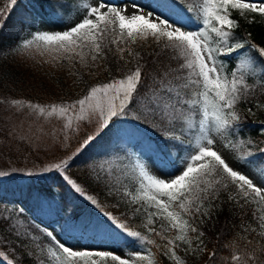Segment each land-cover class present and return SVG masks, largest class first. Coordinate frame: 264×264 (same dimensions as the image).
<instances>
[{
    "label": "snow or ice",
    "instance_id": "obj_1",
    "mask_svg": "<svg viewBox=\"0 0 264 264\" xmlns=\"http://www.w3.org/2000/svg\"><path fill=\"white\" fill-rule=\"evenodd\" d=\"M17 3L18 0H0V29ZM158 7L177 19H170L163 13L157 15L155 10L144 11L138 6H133L129 12L104 0H97L95 4L81 0L79 8L84 12L77 23L63 31L35 30L30 33V38L18 45L17 50L29 55L48 56L52 61L77 59L82 66L89 67V60L95 63L107 59V52L112 51L111 45H116L119 58L125 60V64L129 63L124 55L127 52L136 61L135 66L127 69L122 77L90 86L85 95L73 102L42 105L12 99L8 104L17 112L27 109L29 116L62 121L59 131L64 146H68L74 135L81 133L84 124L91 126L72 154L41 171L64 173L65 181L75 192L100 208L120 234L131 238L132 242L140 241L159 248L155 239L133 230L126 220L112 212L104 211L95 196L88 194L80 183L66 174L76 155L117 127L120 118H125L128 123L117 128L119 146L114 153L106 154L95 164V178L105 183L110 195L119 196L129 205H138L133 214L143 210L146 214L144 227L148 233L166 240L163 254L175 264H186L177 255V242L187 245L185 251L193 254L206 250L202 239L205 233L197 221L203 224L204 217L211 219L213 201L219 199L221 191L230 187L235 188L236 193H230L229 200L239 204L243 199L245 203L261 206L257 219L259 236L264 238V182L258 185L233 166L246 161L252 153L245 141L235 143L231 139L241 119L237 105L244 100L250 87L247 81L252 77L264 81V46L246 39L233 42L234 30L239 24L232 18V11L258 13L264 17V2L200 0L199 4H193L189 0H159ZM181 13L194 15L199 27L191 30L181 23ZM149 38L162 49L171 50L174 53L172 58L178 63L176 67L169 65L158 70L157 75L152 76V86L141 92L144 77L149 73L146 65L141 63V53L134 51L131 45ZM233 55L238 62L231 72H227L225 61ZM261 87L264 88V82ZM257 107H264V104ZM149 129L155 136L147 134ZM186 134V155L181 158L183 167L178 174L165 179L153 172L146 161L158 158L161 163H169L171 148H183ZM18 138L31 142L24 134ZM121 140L124 143H119ZM8 174L0 171V176ZM126 180L129 183H125ZM115 206L119 207V203ZM4 211L10 214L0 219V225L8 227L10 223L17 238L25 236L36 241L37 237L32 236L20 219L24 212L22 208L10 210L5 206ZM13 211L15 219L11 215ZM157 219L166 222L160 224L161 231L152 227ZM250 230L257 231L256 228ZM164 232L174 234L165 236ZM44 233L49 243L46 248L36 245L46 257L41 258L39 264H158L151 248L146 252L136 250L123 254L94 248L77 250L61 242L53 231L45 228ZM5 242L0 239V245ZM248 244L251 241H247L243 249L237 247L227 264H264V244L259 250L254 245L249 248ZM229 247L233 245L229 244ZM0 256H4L8 264H19L8 259L3 251ZM209 256L215 257V251Z\"/></svg>",
    "mask_w": 264,
    "mask_h": 264
},
{
    "label": "trees",
    "instance_id": "obj_2",
    "mask_svg": "<svg viewBox=\"0 0 264 264\" xmlns=\"http://www.w3.org/2000/svg\"><path fill=\"white\" fill-rule=\"evenodd\" d=\"M30 1L34 5H38L39 10L44 14L58 12V9L66 13L77 5V0ZM154 1L158 5L159 0ZM189 2L199 4L200 0H189ZM161 9L165 11V9ZM234 15L236 16V14ZM172 16L176 18L175 15ZM181 16L182 21L186 24L191 26L199 24L194 15L181 13ZM37 17L38 13L33 5L27 0H18L7 23L3 29H0V170L7 168L25 169L22 176L12 175L0 178V219L10 214L4 211L5 206L10 210L22 208L24 212L20 219L28 226L32 236L37 237L36 241L25 236L17 238L14 231L11 230L10 223L8 227L0 225V239L6 241L0 245V251H3L8 259H14L19 264H39V260L46 257L41 251H35L29 247L26 242L34 244L38 242L46 248L49 238L46 237L44 229L47 228L51 231L48 225L53 224L60 229L63 235L71 238L103 240L124 244L125 246L145 245L152 249L158 264H172L171 258L163 254L165 252L163 245L166 244V240L148 233L144 225L139 223V213L133 214L136 205L124 206L119 204V207H116L115 205L119 201L113 197L103 195L102 190H99V188H101L100 185L103 186L105 183L97 181L93 172L95 164L102 157L117 150L119 146L117 128L121 124L128 123L125 118H120L117 121V127H114L107 135L97 139L76 155L66 169V174L80 183L88 194L95 196L104 211L112 212L121 220H126L133 230L140 231L151 239H155L157 245H160L159 248L156 245H149L140 241L132 242L131 238H126L120 234L119 230L111 225L110 221L103 215L100 208H97L85 197L75 192L65 181L64 173L41 171L51 163L58 162L60 159L72 154L91 126L84 124L81 133L74 135L68 142V146H64L60 142L63 137L59 131L62 121L55 118L47 121L43 117L29 116L27 109L23 112H17L8 104V101L20 99L42 105L62 103L66 100L73 102L85 95L90 86L106 83L112 78L122 77L127 69L135 66L136 61L126 53L125 59L130 62L125 64V60H121L116 53L115 45H111L112 51L107 52V59H105L104 79H94L93 81L84 72H80L83 83L81 92L67 96L68 90L62 89L61 92L64 95L57 93L52 100H48L50 95L48 91L50 90L44 80L40 79L36 82L38 84L36 85L34 80L29 79V75L21 70L19 66L11 63L5 64L2 60L3 55L17 44L19 37L26 28L25 26L36 21ZM237 21L239 27L234 30L233 42L246 39L264 46L263 18H253L251 21L241 18ZM133 50L141 53L143 57L141 63L146 65V71L149 73L148 76L144 77V82L140 88L141 92L152 86V76L157 75L158 70L169 65L176 67L178 63L177 60L172 58L174 53L171 50H164L155 42H153V45L146 47L137 46ZM252 54H255L254 50ZM237 62L235 55L227 59L225 61L227 72H231ZM247 82L250 87L246 90L244 100L237 105V111L241 119L238 122V127L235 128V136L231 139L235 143L241 140L245 141V146L252 153L246 161L264 171V112H261L260 119H255L247 111V107L254 105L256 101L264 102V88L261 87L264 81L261 78L252 77ZM42 120L44 123L43 130L40 133H34L33 126L42 122ZM28 126H31L29 131ZM21 134L27 135L31 142L19 139L18 137ZM147 134L155 136L150 129L147 130ZM187 139L186 134L183 148L180 146L171 148L170 163L177 161L183 155L185 148H187ZM119 143H124V141L121 140ZM243 150L242 148L241 151ZM29 172H32L33 175H28ZM233 190L236 191L235 188L230 187L227 191H221L219 199L213 201V207L210 211L211 219L204 217L203 224H199L197 221L198 226L205 233L202 239L206 248L205 251L201 252L198 263L183 255V247L179 244L177 251L183 255L186 264H227L235 249L237 247L243 249L247 241H251V244H248L249 248L254 245L257 250H259L261 244H264V238L259 236L260 230L257 217L260 215V209L258 204L245 203L243 199H240L239 204L234 200H229V194H233ZM240 205H243V207ZM11 215L13 219L16 218L14 211ZM161 223L166 224V222L159 219L156 220L154 228L157 231H161ZM245 228L249 230L245 231ZM252 228H256L257 231L252 232L250 230ZM173 234L164 232L165 236ZM229 244H232L233 247H229ZM213 251H215L216 256L210 257L209 253ZM0 264H8V260L4 256H0Z\"/></svg>",
    "mask_w": 264,
    "mask_h": 264
},
{
    "label": "rangeland",
    "instance_id": "obj_3",
    "mask_svg": "<svg viewBox=\"0 0 264 264\" xmlns=\"http://www.w3.org/2000/svg\"><path fill=\"white\" fill-rule=\"evenodd\" d=\"M31 5L34 6L36 12L38 13V17L36 21H33L29 24H27L25 27L24 32L19 37V40L15 46H13L10 50L7 51L2 57V60H4V63H11L13 65H17L21 68V70H24L25 73L29 75V79L34 80L35 84L38 85L36 82L40 81V79L45 81V84L48 85V88L50 91H48L49 99L52 100L53 97L60 93V95H64L62 93L63 90H68V93H66L67 96L73 95V93H79L82 91L83 83L80 78V72H84L89 78H91L93 81L94 79H104L106 66H105V60L103 61H97L95 63L91 62L89 60V67L82 66L77 59H73L71 62H69L66 59L60 60V61H52L51 57L48 56H40L39 54L33 53L31 55L20 53L18 49V45L22 43L23 40L30 38V33L34 32L35 30H41V31H63L67 30V28L73 26L75 23L79 21V19L83 16V9L79 8V4L81 0H77V5L73 6V8L69 9L66 13H63L60 9H58V12H50L48 14H44L39 10L38 5H34V3L30 0H27ZM87 2L91 4L97 3V0H87ZM104 2L114 5L119 8H125L129 12L132 11L133 6H138L142 8L144 11H156V14L159 15L163 13L165 16H168L170 19H177L174 18L170 13H168L166 10H162L158 5L155 3L154 0H104ZM244 2L249 3H261L264 2V0H244ZM236 14V16L234 15ZM232 18L237 21V19H243L246 21H251L253 18L257 19H264V17L260 16L258 13H250L246 12L244 14H241L238 10L232 11ZM181 23L185 24L189 29L195 30L199 27V24L196 26H191L189 24L184 23L182 20ZM153 40L149 38L147 41H137V43L132 44L131 48H135L137 46L146 47L153 45ZM123 46V45H121ZM114 49L116 50V45L114 46ZM127 52H125L126 54ZM118 54V53H117ZM124 54V55H125ZM119 55V54H118ZM95 65H99L98 67ZM38 88V87H37ZM81 98V97H79ZM77 98V99H79ZM66 99V98H65ZM76 99V100H77ZM66 102H69L66 100ZM61 103V102H58ZM258 104H264V102L256 101L254 105L247 107L248 113L252 115L253 118L260 119L261 112H264V107H257ZM251 110V111H249ZM43 120L42 122H39L38 124H35L33 126V132L40 133L41 128H43ZM31 129V126H28V131ZM37 135V134H36ZM38 136V135H37ZM186 155V152H183V155L178 158L177 161L172 163H161L160 160L157 158L147 160V164L149 168L155 172L157 175L162 176L163 178L167 179L171 175L178 174V170L183 167L181 163V158ZM235 168H238L241 170L244 174L249 175L251 178L254 179V182L258 185L261 184V182H264V175H261L262 170L257 168L256 166H253L248 161H241L240 163L233 165ZM9 173L6 176H0L2 177H8L12 175L22 176L23 173H25V169H19V168H7L5 170H0ZM129 183V181L125 182ZM131 186V185H130ZM101 188L99 190H102L103 195L113 197L119 201V204H122L124 206H129V204L125 203L119 196L110 195L108 187L106 185H100ZM233 194L236 193V191H232ZM251 199V197H249ZM131 206V205H130ZM138 207V205H136ZM260 209V205H258ZM261 214V212H260ZM139 223L141 225H144L146 223L145 216L146 214L141 210L139 212ZM164 222V221H163ZM152 227H155V224L152 225ZM48 228L54 232V234L57 236L61 242L66 243V245L72 246L75 249H83V248H94V249H101V250H110L114 252H118L120 254H123L125 252L129 251H143L146 252L148 249L147 246L142 244H133L131 246H125L124 244H117L115 242H108V241H95L93 239H78V238H71L67 237L66 235H63L60 232V229L57 228L56 225H48ZM29 247L33 248L35 251H40L39 248L36 247L37 244L26 242ZM180 245H182V254L185 256H188L191 261L198 263L201 257V252L197 251L195 254H193L191 251H185L187 248V245L178 242ZM196 246V242H193V247ZM166 251V249H165ZM177 251V250H176ZM177 255H179L184 261H186L183 257V255L179 254L177 251ZM172 264H175V261L172 260ZM111 264V262H109Z\"/></svg>",
    "mask_w": 264,
    "mask_h": 264
}]
</instances>
